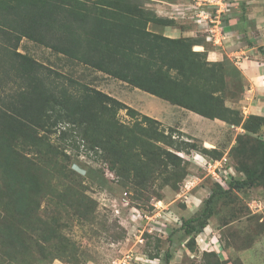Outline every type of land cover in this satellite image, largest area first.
Wrapping results in <instances>:
<instances>
[{
	"label": "rangeland",
	"instance_id": "374dc122",
	"mask_svg": "<svg viewBox=\"0 0 264 264\" xmlns=\"http://www.w3.org/2000/svg\"><path fill=\"white\" fill-rule=\"evenodd\" d=\"M213 1L143 0V5L158 17L173 20L174 26L181 24L182 29L193 31L195 15H208V27L197 26L195 36L204 40L205 50L200 52L208 60V51L224 46L228 33L222 19L235 12L236 4L235 0ZM210 5L217 7L211 9ZM163 29L148 25L156 34L162 35ZM212 29L215 32L209 31ZM18 51L140 115L160 116L163 121L148 117L172 135L174 147L165 149L186 164L176 183L174 179L165 181L174 171L170 165L135 169L131 163H123L126 167L111 172L101 151L91 148L75 121L60 110L43 114L35 124V133L42 137L37 147L23 140L20 131L8 130L15 150L26 157L20 162L21 169L28 167L27 160L34 164L32 174L36 173L39 185L33 189L40 196L34 194L37 207L31 218L20 219L17 245L9 244L10 238L0 233V264H253V256L264 253V182L228 190V182L244 179L241 166L253 165L257 159L237 140L245 133L241 126L188 113L26 39ZM234 75H225L229 92L224 104L244 120L249 115L237 106L243 83ZM117 117L124 124L132 123L124 109ZM250 138L264 140V125ZM186 143L196 144L197 149L190 150ZM217 184L229 192L216 198L202 232L185 235L182 222L200 213ZM2 189L0 171V220L7 203Z\"/></svg>",
	"mask_w": 264,
	"mask_h": 264
},
{
	"label": "trees",
	"instance_id": "16d2710c",
	"mask_svg": "<svg viewBox=\"0 0 264 264\" xmlns=\"http://www.w3.org/2000/svg\"><path fill=\"white\" fill-rule=\"evenodd\" d=\"M149 24L169 27L175 22L146 9L143 0H0V171L1 192L7 200L0 233L10 238L9 244L17 245L21 217L29 219L35 213L33 186L39 181L29 160L28 167L21 169L26 157L15 150L8 130L20 131L23 140L37 147L42 137L33 128L51 110L75 121L90 147L101 151L111 172L118 173L126 167L123 163L135 169L170 165L174 171L164 180L176 183L186 164L165 149L174 147L173 138L158 121L20 53L23 39L205 119L241 126L245 133L237 140L257 159L253 165L241 166L244 179L228 182V190L264 182V140L250 138L264 125V118L250 115L243 120L224 104L229 92L225 75L240 78L238 69L226 59L208 62L205 52L194 51V46H205L203 39L165 37L149 31ZM122 109L131 124L118 119ZM186 144L197 149L196 144ZM228 190L216 185L200 213L182 222L185 235L202 232L216 198Z\"/></svg>",
	"mask_w": 264,
	"mask_h": 264
},
{
	"label": "crops",
	"instance_id": "0c3cea01",
	"mask_svg": "<svg viewBox=\"0 0 264 264\" xmlns=\"http://www.w3.org/2000/svg\"><path fill=\"white\" fill-rule=\"evenodd\" d=\"M235 2V12L221 18L225 25L223 29L228 33V35L225 34L226 40L222 38L224 46H216L208 51L207 61L230 60L238 69L243 83L241 98L237 103L238 108L242 109L245 115L264 118V0H235ZM181 27V24L164 27L162 35L169 38H194L196 36L197 26L194 31ZM193 48L194 51L205 50V46H194ZM133 89L145 93L136 88ZM166 103L169 104V102ZM131 106L137 109L135 105ZM138 110L143 112L141 109ZM146 115L150 117L152 115L156 120L163 121L158 115L151 113H146ZM253 257V264H264V253L261 252Z\"/></svg>",
	"mask_w": 264,
	"mask_h": 264
},
{
	"label": "built area",
	"instance_id": "2783aa9c",
	"mask_svg": "<svg viewBox=\"0 0 264 264\" xmlns=\"http://www.w3.org/2000/svg\"><path fill=\"white\" fill-rule=\"evenodd\" d=\"M210 3H213L214 1L213 0H209ZM216 4V3H215ZM209 8L211 9H216V5H210L208 6ZM200 17V18H199ZM207 18H208V15H202V14H199L198 17H196L195 15V19H194V22L195 24L199 27V26H205V27H208V24H206L207 22ZM209 22L211 23V20H209ZM213 23V22H212ZM210 32H215V30H209ZM213 36V35H212ZM214 39H215V35H214Z\"/></svg>",
	"mask_w": 264,
	"mask_h": 264
}]
</instances>
